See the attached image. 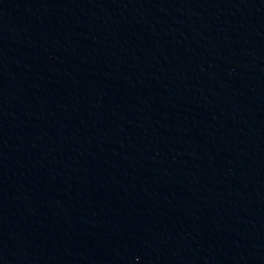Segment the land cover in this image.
Instances as JSON below:
<instances>
[{"label": "water", "instance_id": "95a60500", "mask_svg": "<svg viewBox=\"0 0 264 264\" xmlns=\"http://www.w3.org/2000/svg\"><path fill=\"white\" fill-rule=\"evenodd\" d=\"M0 264H264V0H0Z\"/></svg>", "mask_w": 264, "mask_h": 264}]
</instances>
